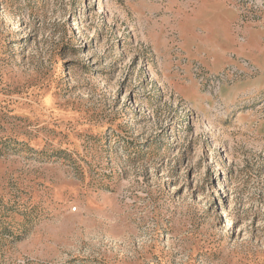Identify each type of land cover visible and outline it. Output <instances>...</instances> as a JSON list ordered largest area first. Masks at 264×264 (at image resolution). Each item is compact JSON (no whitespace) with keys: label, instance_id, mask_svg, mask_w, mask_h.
Returning <instances> with one entry per match:
<instances>
[{"label":"rangeland","instance_id":"1","mask_svg":"<svg viewBox=\"0 0 264 264\" xmlns=\"http://www.w3.org/2000/svg\"><path fill=\"white\" fill-rule=\"evenodd\" d=\"M219 1L264 43V0H0V264H264V73L195 51Z\"/></svg>","mask_w":264,"mask_h":264},{"label":"crops","instance_id":"2","mask_svg":"<svg viewBox=\"0 0 264 264\" xmlns=\"http://www.w3.org/2000/svg\"><path fill=\"white\" fill-rule=\"evenodd\" d=\"M215 5L216 15L206 18L205 22L202 20L204 23L200 27L205 28V30H202L205 31L203 32L205 37L202 42L196 44L195 51L199 54H207L212 59L226 60V62L231 53H243L258 62L264 73V43L260 40L261 32L254 28H249L245 31L246 40L240 42L232 29L235 11L223 6V2L221 1ZM204 6L206 5L200 4L199 15L208 13ZM220 15H225V17H220Z\"/></svg>","mask_w":264,"mask_h":264}]
</instances>
